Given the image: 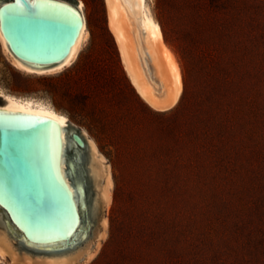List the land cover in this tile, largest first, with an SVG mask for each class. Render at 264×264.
<instances>
[{
    "label": "rangeland",
    "instance_id": "rangeland-1",
    "mask_svg": "<svg viewBox=\"0 0 264 264\" xmlns=\"http://www.w3.org/2000/svg\"><path fill=\"white\" fill-rule=\"evenodd\" d=\"M83 1L89 35L77 58L29 73L0 45V89L67 115L109 165L97 254L110 217L113 238L87 264H264V0H148L182 69L178 111L153 110L139 97L104 0ZM206 86L223 122L217 134L196 122Z\"/></svg>",
    "mask_w": 264,
    "mask_h": 264
},
{
    "label": "water",
    "instance_id": "water-1",
    "mask_svg": "<svg viewBox=\"0 0 264 264\" xmlns=\"http://www.w3.org/2000/svg\"><path fill=\"white\" fill-rule=\"evenodd\" d=\"M80 0H0V41L16 67L69 63ZM43 118V119H41ZM109 167L80 128L0 97V251L10 264H85L106 234Z\"/></svg>",
    "mask_w": 264,
    "mask_h": 264
},
{
    "label": "bare ground",
    "instance_id": "bare-ground-1",
    "mask_svg": "<svg viewBox=\"0 0 264 264\" xmlns=\"http://www.w3.org/2000/svg\"><path fill=\"white\" fill-rule=\"evenodd\" d=\"M104 4L108 29L115 40L121 63L136 93L151 109L156 111L170 110L179 102L182 95L183 74L178 57L166 42L160 22L152 14L148 0H104ZM84 6V1L80 0V11L83 19L82 34L73 59L59 69L36 74L57 72L70 65L77 58L89 35ZM24 71L35 73L28 70ZM0 97L22 110L42 111L55 118L69 121L67 115L41 100L17 96L1 89ZM82 132L104 158L96 142L89 138L85 131ZM109 179L112 184L110 168ZM108 196L111 202V190ZM97 251L85 264L94 259ZM0 259H5L4 253L1 251Z\"/></svg>",
    "mask_w": 264,
    "mask_h": 264
},
{
    "label": "trees",
    "instance_id": "trees-1",
    "mask_svg": "<svg viewBox=\"0 0 264 264\" xmlns=\"http://www.w3.org/2000/svg\"><path fill=\"white\" fill-rule=\"evenodd\" d=\"M163 33H164V28L163 25L160 23ZM165 34V33H164ZM186 88L184 87L182 96L179 100V102L170 110L167 111H178L180 108H182L184 104V100L186 98ZM204 97L202 98L200 105V115L197 118L196 122L206 131L208 132L207 134L211 133H220L222 130L223 122L220 119V115L218 113L217 109V102L215 100L216 93L213 90V87L206 86L204 88ZM113 218L110 217V234L108 239L105 241L103 244L100 252L95 256L93 259L92 263L97 262L100 260L104 254H105V248L107 244L112 240L113 238Z\"/></svg>",
    "mask_w": 264,
    "mask_h": 264
},
{
    "label": "snow or ice",
    "instance_id": "snow-or-ice-1",
    "mask_svg": "<svg viewBox=\"0 0 264 264\" xmlns=\"http://www.w3.org/2000/svg\"><path fill=\"white\" fill-rule=\"evenodd\" d=\"M17 2H19V0H17ZM41 119H43V118H41Z\"/></svg>",
    "mask_w": 264,
    "mask_h": 264
}]
</instances>
